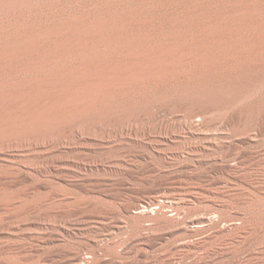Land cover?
Segmentation results:
<instances>
[{
  "label": "bare ground",
  "instance_id": "bare-ground-1",
  "mask_svg": "<svg viewBox=\"0 0 264 264\" xmlns=\"http://www.w3.org/2000/svg\"><path fill=\"white\" fill-rule=\"evenodd\" d=\"M154 110H160V112L164 111V113L171 112V114L172 112H178L179 122L183 125L184 128H197L200 130L206 129L208 127V122L206 119L207 115L208 117H210V119L211 116H209V114H215L216 116L223 118L228 112L231 111L234 117H228V119L225 118L223 121L228 133H235L241 130L245 133L247 142L255 141L258 136H264V0H0V156L1 154H3L4 156L13 157V155L10 154L14 151V149H16L17 153L19 152V159L21 154L23 158H33V153L31 152L37 149V152H40V149L41 151L42 149H47L50 150L49 152L51 153H58L60 151H63L62 149L65 147L63 145L67 144V141L69 142V144H71L72 140H81L82 138H84V136H91L96 130L102 129V131H104L103 128H112V130L119 129L120 127L124 128L125 125H128L130 123L134 124L145 119L147 120V118L151 116H154L153 119H155V117L157 116H155ZM156 114L158 115V112ZM162 116L160 117L161 119ZM214 118L215 117H213V119ZM165 127L166 129L168 128L167 126ZM181 129L182 128H180V130ZM191 131H194V129ZM175 134L177 133L175 132ZM127 137L128 136H126V139ZM178 137L180 136L178 135ZM89 138L90 137H88L87 140ZM113 140L114 139H112L111 141ZM126 141L124 142V144H127ZM80 143H82V141ZM229 143H231V141ZM150 147L152 146L150 145ZM154 149L156 148L154 147ZM115 150L117 151L118 149ZM198 151L200 150L198 149ZM110 153H112V151ZM141 153L140 155L133 158L137 159L135 161H128V157L127 160L126 158L121 157L123 153L120 156H108L111 163L114 164L116 168L123 171V168H128V166H131V163L138 162L140 158L143 159L144 155H141ZM81 155L82 153L79 156ZM150 155L152 154L150 153ZM219 155L221 157V154ZM64 156L66 155H62V157L65 159ZM62 157H59V155L54 158L49 157L50 162L51 159L53 161L49 164H46L50 165L52 163L54 164L56 162H61L64 160ZM89 158H92L93 160V156L90 157L89 155ZM13 159L14 161L15 159L18 160L17 158ZM70 159L72 160L73 158L71 157ZM234 160L236 159L234 158ZM20 161L21 159L18 162L20 163ZM83 161H87V159H84ZM27 162L29 163V161ZM87 162L89 163L90 161ZM234 162H232V164L228 163L229 165L225 166V172L226 174H228L230 179H232L236 174L240 164L238 161V163L236 162V164ZM79 163L80 162H78L77 165L76 163H73V165L71 166H75L76 168L83 167V169H86L85 164L81 166ZM53 164L51 167H53ZM92 164H95V161H92ZM242 167H244L243 163ZM242 167L239 168L243 169ZM31 168L34 167L32 166ZM58 169L59 170L57 171H60V168ZM129 169L130 168H128L127 171H129ZM243 171H245V169ZM80 172L82 171L80 170ZM62 173L64 172L62 171ZM212 173L213 172H211V174ZM74 175L77 177L76 173H74L73 178H75ZM9 176L11 175L7 174L0 177V199H3V202L4 200H8L10 203L12 202L11 199L9 200V198L3 196V193L6 194V192L4 191H6V188L9 186L10 182L14 180H10L14 177L11 178ZM243 177H245V175ZM221 179H217L218 181L215 182L213 181V179L212 181L210 179V181H208V186L221 185L226 182L228 183L225 178L224 179L226 181H223ZM233 179L235 180V178ZM253 179L255 180L256 178ZM23 180L25 181L26 179ZM70 180L71 179L69 178V181ZM75 180L74 182L77 181ZM14 182L16 181L14 180ZM246 182L247 181H245L244 183ZM259 182H261V180ZM21 183L23 184V182ZM13 185L11 183L8 188H10L11 186L13 187ZM196 187L197 186H194V188ZM205 187H207V185ZM196 190L194 192V195L196 194ZM198 190L200 192H206V190L202 187ZM98 191L101 192V190ZM191 191L193 190L191 189ZM210 191L211 190H209V192ZM104 192L106 193V190ZM105 193H103V195ZM174 194L177 195V193ZM190 194L191 192L188 193V195ZM257 195H259L258 197H260V194ZM168 198L170 199V197ZM181 199L182 196L179 200ZM183 199L184 200L181 201H183L182 203L184 204L192 201L186 198ZM197 199L196 201H198ZM234 199L236 200V198ZM158 200L153 201L150 205H145V203H142L143 205L138 204L139 206L128 204L131 202L123 204L124 206L120 204L121 209L118 211V213L120 212V214H116L119 215L118 217H120V219L116 218L117 220L113 225L118 232L124 231L125 229H130V231L135 229L137 232L140 231L138 230L140 227L142 228L144 221H152V225L150 227L148 226V229H144L145 232L143 229L142 233L139 234L138 232L139 235L137 234L136 238H133V240H131L130 242L128 241L129 244L136 242L140 246H150L160 240L163 241V237L165 236H163V232L165 234L166 232H169V234L171 235L178 234V236L180 234L182 235L181 237L187 238L184 236H194L198 233L202 234V231H213L217 228L220 218L216 217V214L214 215L215 218L209 217V215H206L205 217L201 214V217L185 219L179 217V215L181 214L179 212V210H181L179 209L180 205L177 206L176 203H173L172 201L169 202L170 200L167 202ZM252 200L253 205L246 210H248L250 214H253L252 218L250 217V220L257 221L259 220V218H261L262 215V217H264V203L262 201L263 199L261 198L252 197ZM12 206L14 207V204ZM5 208L8 209L9 204H6ZM181 208H184V206H181ZM212 208L214 207L212 206ZM10 209H8V211H10ZM257 209H262L261 212L257 211L260 214L255 213ZM215 210L217 209L215 208ZM96 211L98 212V210ZM67 212L72 213V211ZM83 212L84 213L81 214L84 216L85 211ZM97 212L95 213L97 214ZM99 214V216L96 215V218L100 217L101 215V217L104 216V218L107 216V214L110 215L108 212H101ZM85 215H88V213ZM112 216L113 215H111L110 217ZM247 219L249 220V218ZM80 221L82 220L80 219ZM103 221L105 220L103 219ZM244 221V225H240L242 227H238V224L234 229H231L229 227H223L220 229L218 235H223V232H226V234L221 236V238H227L229 240L228 243L226 242L224 244L229 246H235L233 244H240L237 241V238H239V234L245 233V230H254V228L250 229L252 227V222L247 220ZM234 222H236V220L233 221V223ZM68 223L70 224L71 222ZM107 223L105 225H107ZM76 224H78V221ZM87 224H89V222ZM96 224L98 223L96 222ZM261 224H263V222L260 223V225ZM225 226H227V224ZM95 227L93 228L95 229ZM49 228L48 230L50 232ZM57 228L59 229L60 227ZM82 228L85 229V226ZM87 228H90V226L88 227L87 225ZM79 229L82 230L80 227ZM255 229H258V231L260 230L261 232L262 230H264V226L261 225L260 228ZM116 230H114L115 232L112 234H115ZM59 231L61 232V230ZM73 231H71L69 228V230L63 231V235L61 234V236L57 239L51 235H49L48 237V231H46L47 233H45L47 235L44 233L46 237L43 236L44 234H42V236L40 235V237L35 240H38L44 245L53 244V242L56 241L59 242V239L65 242L68 240H62L63 236H68L70 240V237L76 234L73 233ZM83 231L84 230H82V232ZM111 232L112 231H109L108 233ZM254 232L255 231H252L253 234H255ZM100 233L95 237L92 235L94 237V245L92 244L94 247H91L92 245H89V249H91V251L89 250V255H85L86 253H83L84 255H80L77 254V252H72L73 254H70L69 252V254L65 256V250L64 254L62 255L67 258L64 257L65 261L62 259L64 261L63 264H103L102 261L104 259L102 260L101 257H97V253L95 254V250L97 249H95V247H100L102 245L100 244L101 242L107 243L106 241H103L105 237L103 235L104 233ZM207 233L205 234L207 235ZM122 234L125 233L122 232ZM214 234L216 233L214 232ZM199 235L200 234L197 235L198 238L200 237ZM206 235H202L203 238H205ZM216 235H214V237H216ZM249 235L250 234H248V237ZM256 235L258 234L256 233ZM81 236L83 237L84 235L81 234ZM81 236L79 235L76 238L78 239ZM208 236L209 234L206 238H208ZM262 237L264 238V235ZM252 238V236L249 237V239ZM82 239H84V237ZM190 239L191 238L188 237V240ZM202 239L201 241L192 240L187 242H184L182 240L184 243L180 242V245H174L176 246V253L174 254L175 256L169 254V256L172 255L174 257L172 258V256H170L171 258H169V256H166L168 259H161V264H207V256L205 257L204 255V258L198 257L190 260L187 259L194 257L192 256L194 251L202 248L205 242L209 241L206 240L204 242V240ZM117 240L118 239H116V241ZM211 240L212 239H210V241ZM128 242L125 244H128ZM218 242H220V240ZM213 243L214 242L211 241L212 248L214 247ZM107 244L102 246H108L109 244ZM114 244L117 245L116 243ZM215 245H217V243ZM29 246L32 249V244ZM29 246L27 248H29ZM122 246H124V243ZM216 247H214V250ZM42 248L43 247H40V249ZM34 249L36 250L37 248L34 247ZM209 249L212 250L213 253V249ZM209 249H207V251ZM233 249L232 251H234ZM236 249L237 246L235 248V251ZM55 250H53L52 253ZM57 251L60 252V249H57ZM57 251L54 255L55 257L59 255ZM136 253L135 255H137ZM206 254L207 253L205 252V255ZM48 255L45 258L49 256L53 257V255L51 254L49 256ZM248 256L250 255L248 254ZM55 257L54 259H56ZM52 259H49L50 262ZM58 259L60 258L58 257ZM104 263H106L105 260ZM151 263L152 262H150V264Z\"/></svg>",
  "mask_w": 264,
  "mask_h": 264
},
{
  "label": "rangeland",
  "instance_id": "rangeland-1",
  "mask_svg": "<svg viewBox=\"0 0 264 264\" xmlns=\"http://www.w3.org/2000/svg\"><path fill=\"white\" fill-rule=\"evenodd\" d=\"M157 112H158V115L156 114ZM161 112H163V113H161ZM161 112H160V110L159 111L154 110V114H155V116H157V117H155V119H153L154 116H151V117H148L149 119L147 118V120L146 119L142 120L143 122L139 121V122H136L134 124L130 123L128 125H125L124 128L120 127L121 129L119 128V129H113L112 130V128H103L104 131L106 130L105 132L102 131V129H100L101 131L96 130L93 133V135H91V136H89V135L87 137L84 136V138H82L81 140H79V139H76L75 141L72 140L71 144H69V142L67 141V144L63 145V146H65L62 149L63 151H60L58 153L55 152L56 155H55V153L49 152L50 150H47V149H44V150L42 149V151L40 149L39 150L40 152H37L38 151V149H37V150H35L36 152L35 151L31 152V153H33L32 154L33 158L28 157L29 158V159L27 158L28 160L26 158H23V156L21 154V156H20L21 161L19 163L18 161L20 160L19 159L20 154H19V152L17 153L16 149H14V151H16V152L13 151L10 154V155H13V157L12 156H4L3 154H1V156H0V166L1 167L0 168H2V169H0V172H1L0 177L2 175L10 174L11 176H9V177H11V178L14 177L10 180L14 179L16 182H14V180L11 181L10 184L12 183V185H13V183H14L13 187L11 186L10 188H8L10 186V184H9V186L6 188V191H4V192H6V194L3 193L4 197L6 196L7 198H9V200L11 199V201L14 203H12V202L9 203L8 200H6V201L4 200V202H3V199H0V264H63L65 261V258H67L65 256L68 255L69 252H70V254L77 252V254H80V255H82L83 253L84 254L86 253L85 255H89V253L91 251V249H89V248L94 243V237L97 236L100 232H101L100 234L104 233L103 235L105 237H104L103 241H106L109 244L108 245L105 242H101L100 244H102V245L107 244L108 246H104L105 247L104 248L102 245L100 246V244H99L100 247H95V249L97 248L95 250V254L97 253V257L98 256H99V258L101 257V259L102 260L104 259L106 262V263H104V260H103L102 261L103 264H115V263L116 264H121V263L122 264L123 263L124 264H140V263L141 264H150V262H152L151 264H161L162 260L168 259L167 257L169 256V254L174 255L176 253L175 247L178 246V244L180 242L184 243V242L192 241V240L193 241H201V239L203 238L202 235H206L205 233H207V232H208L207 235L209 234L208 238H206L207 237V235H206L205 236L206 239L203 238L202 240H204V242H205L206 240L210 241V239H212L211 240L212 242L217 243V245H215L216 243L215 244L213 243V246L214 247L217 246L216 248L218 250L215 248V250H216L215 251L214 247L213 248L211 247L212 246L211 241L210 242L208 241V242H205L204 245L207 247L210 244L209 247L206 248L203 245L204 246V247L202 246L203 249L199 248L197 251H194V253L192 254V256H194V257L191 256L192 258H187V259L190 260V259L198 258V257L204 258L203 257V255H204L205 257L206 256L208 257V258L206 257V259H207L206 262H208L207 264H218L219 262H220L219 264H221V263L222 264H264V260H263L264 259V252H263L264 251V238L262 237L264 235V230H262L261 231L262 233H261L260 230L258 231V229H255V228H260L261 225L264 226L263 225L264 224V221H263L264 217H262L263 216L262 215L261 218H263V219L259 218V220H257V221H254V220L252 221V220H250V217L252 218L253 214L252 213L250 214V212L248 210H246L247 208L249 209L253 205L252 197L261 198V199H263L262 201L264 203V198H263V195H264V191H263L264 190V184H263L264 183V179H263V177H264V136H258L257 139H255V141L247 142L246 137H245L246 135L241 130L235 132L236 134L230 133V132L228 133V131L225 128L223 121L225 118L228 119V117L229 118L234 117L231 111L228 112L223 118L218 117L215 114H213V115L209 114V116H211V119H210V117H208V115H207L206 119L208 122V127L206 129H202L203 131L200 129H197V128H191V129L184 128L183 125L179 122V113L178 112H174V113L172 112V114H171V112H169V113L168 112L164 113V111H161ZM228 114H229V116H228ZM162 115H164V116H162ZM161 116H162V119L160 118ZM213 117H215V118L213 119ZM149 121H151V122H149ZM219 121L221 122V124ZM160 122L162 123V125ZM172 125H173V128H172ZM165 126H167L168 128L166 129ZM163 128H164V130H163ZM180 128H182V129L180 130ZM193 129H194V131H191ZM117 130H119V131H117ZM129 130H130V132H129ZM197 131H198V133H197ZM225 131H227V132H225ZM175 132L177 134H175ZM142 133H143V135H142ZM125 135L128 136L127 139H126ZM178 135L180 137H178ZM229 136H230V138H229ZM88 137L91 138V139L90 138L88 139L90 141L87 140ZM112 139H114L113 140L114 142L111 141ZM130 139H132V140H130ZM186 139H187V141H186ZM135 140H136V142H135ZM163 140H164V142H163ZM219 140H221V141H219ZM225 140H227V141H225ZM81 141H82V143H80ZM83 141H85V142H83ZM115 141H116V143H115ZM122 141H123V143H122ZM125 141L127 142V144L126 143L124 144ZM144 141H146L147 143ZM230 141H231V143H229ZM152 142H154V143H152ZM157 142H159L160 144ZM179 142H181V143H179ZM242 142H244V143H242ZM155 143H157V144H155ZM218 143H219V145H218ZM76 145H79L80 147L76 146ZM93 145H94V147H93ZM107 145H108V148H107ZM150 145L152 147H150ZM96 146H97V148H96ZM110 146H111V148H110ZM184 146H186V147H184ZM114 147H116V148H114ZM154 147L156 149H154ZM160 147H162V148H160ZM69 148H70V151H69ZM171 148H172V150H171ZM107 149L109 152L107 151ZM115 149H118L117 150L118 152ZM198 149L200 151H198ZM110 150L112 151V153H110L111 152ZM149 150H151V151H149ZM163 150H164V153H166V154L163 153ZM235 150H237V151H235ZM100 152H103V153H100ZM106 152H108L110 154H108ZM114 152H115L116 156L117 155L120 156L123 153V155L121 157L126 158V160L128 157V161L137 160L136 158L135 159H133V158L135 156L140 155V153L142 152L143 154L141 153V155H144L143 157L145 159L143 157H142L143 159L140 158L143 162L139 159L140 162H139V160H138V162H136L138 165L135 162L131 163V166H128V168H130L129 171H127L128 170L127 167H126L127 169L123 168V171H122L121 169L116 168L114 166V164H112L111 161L109 160V156L110 157L115 156ZM12 153H14V154H12ZM36 153L38 154V156ZM41 153H42V155H41ZM81 153H82L81 156H83V153H84L83 157L79 156ZM150 153L152 155H150ZM15 154L16 155L18 154V155L16 156ZM51 154H53V155H51ZM57 154L59 155V157H62V155H66L64 157H65V159L67 157V159L65 160L62 157L64 160L61 162H56L54 164L52 163L53 167H51L52 164L47 165L53 161L51 159V162H50V158L57 157L58 156ZM146 154H148V155H146ZM219 154H221V157ZM244 154H246V155H244ZM2 155H3V157H2ZM89 155H90V157L93 156V160H92V158H89ZM167 155H169V156H167ZM85 156L86 157L88 156V157L86 158ZM129 156L131 157V159ZM157 156H159V157H157ZM7 157H9V158H7ZM71 157L73 158L72 160L70 159ZM75 157H76V160H75ZM13 158L18 159V160L15 159V161L18 163V165L14 161ZM234 158L236 160L238 159L237 161L240 163L239 167H242V163L244 166V167H242L243 169L238 167V171L233 176V178H235V180L233 178L230 179L228 174H226V172H225V166L229 165L230 163L232 164V162H234V161H235L234 163L236 164L237 161L234 160ZM241 158H243V159H241ZM246 158H248V159H246ZM78 159H80V160H78ZM84 159H87V161H90V162L88 163L87 161H83ZM91 160L95 161L96 165L92 164ZM27 161H29V163ZM72 162L76 163V165L78 162H80L79 164L81 166H83L85 164L86 169H83V167H79V168L77 167L78 168L77 169L75 166H71V165H73ZM217 162H219V163H217ZM15 163L17 166L15 165ZM63 164H65V165H63ZM254 165L257 166L258 169ZM32 166L34 168H31ZM69 166L72 168H70ZM53 168L56 170H54ZM58 168H60V171H57V170H59ZM115 168L117 169V171ZM28 169H30V170H28ZM244 169H245V171H243ZM6 170L12 171V172H7ZM73 170H75V171H73ZM80 170L82 172H80ZM124 170L126 171V173ZM221 170H223L224 172ZM62 171L64 173H62ZM219 171H221V172H219ZM211 172H213V173L211 174ZM3 173H7V174H3ZM11 173L12 174L14 173V174L12 175ZM74 173H76V175H77V177L74 175L75 178H73ZM50 174L53 176H51ZM222 174H224V175H222ZM14 175L15 176L18 175V176H16V179H15ZM20 175H21V177H20ZM62 175L65 177H63ZM242 175L243 176L245 175V177H243ZM246 175H248V176H246ZM220 176L222 177V179ZM230 176H232V175H230ZM55 177H57V178H55ZM69 178L71 179L70 181H69ZM190 178H191V180H190ZM219 178L223 181L227 180L228 183L226 182V183H223L221 185H214V186L209 185L210 187L208 186V184H209L208 181H210V179H211V181L213 179V181L215 182V181L220 180ZM253 178H256L255 179L256 181ZM23 179H26V180L24 181ZM236 179L239 181H237ZM74 180L76 182H74ZM260 180H261V182H259ZM245 181H247V182L244 183ZM21 182H23V184ZM204 185L205 186L207 185V187H205ZM258 185H260V186H258ZM194 186H197V187L194 188ZM201 187L203 189H205L206 192L201 191L202 192L201 193L198 190ZM191 189L193 191H191ZM98 190H101V192ZM105 190H106V193L104 192ZM195 190H196V194L194 195ZM209 190H211V191L209 192ZM251 190H253V191H251ZM243 191L246 193H244ZM262 191H263V193H262ZM187 192L188 193L191 192V194L188 195ZM216 192H217V196H216ZM103 193H105V194L103 195ZM174 193H177V195ZM212 193H214L215 195ZM218 194H220V195H218ZM257 194H260V197H258L259 195H257ZM196 195H197V197H196ZM3 196H1V197H3ZM114 196H115V198H114ZM172 196L174 197V199ZM181 196H182L181 200H184L183 198H186V199H188V200L190 199L194 202L190 201L191 203L188 202L187 204L186 203L184 204V203H182L183 201L179 200L181 198ZM168 197H170V199ZM204 197H206V198H204ZM171 198H172V200H171ZM197 198H199V199H197ZM234 198H236V200ZM164 199H167V200H164ZM196 199L199 202L196 201ZM203 199H205V200H203ZM155 200L156 201L157 200L158 201H164V202H167V201L171 202L172 201L173 203H176L177 206L180 205L179 209H181V210H179V212L181 214L179 213L180 214L179 217H181V218L193 219V218L201 217V214L205 217H206V215L207 216L209 215V217H214V218H215V216L219 217L220 219H219L217 228L214 229L213 231L212 230L202 231V234L198 233V234H200L199 235L200 237L202 236L201 238L200 237L198 238V236H197L198 234L194 235V236L191 235L192 237L187 235V236H184L187 238H183V237H181L182 235H180V234H179V236H178V234L171 235V234H169V232L165 231L166 234L163 232V236L165 235L163 237V241L160 240V241H158V242H156L150 246H140L136 242H134L135 244L132 242H131L132 244H129V242L131 240H133V238L137 237L136 235L138 234V232L140 234V233H142V231L144 229L145 230L148 229L147 227L148 226L150 227L152 225L151 224L152 221L146 220V221H144V224L142 222L144 227L142 225V228L141 227L139 229L137 228L141 232L140 231L136 232L135 229H133L131 231H130V229L129 230L125 229L124 231L118 232L113 225L115 224V222L117 220L116 218L120 219V217H118L119 215H116V214H120V212L118 213V211L121 209V205L124 206L123 204H127L128 202H131L128 204H134L135 206L138 204L143 205L144 203H145V205H147V204L150 205ZM16 201H18L19 203ZM175 201H177V202H175ZM178 203H180V204H178ZM6 204H9L8 209L11 208L10 211H8V209L5 208ZM13 204H14V207L12 206ZM181 206H184L185 210H184V208H181ZM186 206H187V208H186ZM212 206L214 208H212ZM219 206H220V208H219ZM3 208H4V210H3ZM215 208L217 210H215ZM96 210H98V212ZM67 211H72V213L67 212ZM83 211H85V214L88 213V215L84 214V216H83L82 215L84 213ZM99 211H101L103 213L108 212L110 215L107 214V216L105 218H104V216L101 217L102 215L100 217L96 218V215L99 216L100 215L99 213H101ZM257 211L261 212L262 209L261 210L257 209L255 212L256 214H260ZM66 212L68 213V215ZM95 212H97V214ZM61 213H63V214H61ZM90 213H92V214H90ZM62 215H64V216H62ZM111 215H113L114 218H113V216L110 217ZM94 216H95V219H94ZM55 217H56V219H55ZM247 218H249V220ZM80 219L82 221H80ZM98 219L100 220V222ZM103 219L109 223L103 221ZM225 220H226V222H225ZM235 220L237 223L236 222L233 223V221H235ZM244 220L252 222L251 223L252 227L250 229L254 228V230H249V231L245 230L246 231V232L244 231L245 233L239 234V238H237V241L240 244H233L235 246H229V245L224 244L226 242L228 243L229 240L226 237H225L226 239L221 238V236L226 234V232H223V235L222 234L220 236L218 235L220 229L223 227H229L231 229H234L235 226L237 227L238 224H239L238 227H242L245 223ZM67 221L71 222V223L69 224ZM77 221H78V224H76ZM83 221L86 225L83 223ZM88 222H89V224H87ZM96 222L98 224H96ZM110 222H111V224H110ZM257 222L259 223V225ZM262 222H263V224L260 225V223H262ZM39 223H42L43 225L39 224ZM80 223H81V225H80ZM106 223H107V225H105ZM223 223H225V224H223ZM229 223H231V224H229ZM64 224H65V226H64ZM226 224H227V226H225ZM44 225H45L46 231H48V233L45 231ZM87 225H88V227L90 226V228H87ZM240 225H242V226H240ZM12 226H14V227H12ZM38 226H39V228H38ZM84 226H85V229L82 228ZM92 226L93 227L97 226V227H95V229H94ZM57 227H60V228L58 229ZM64 227H66V228H64ZM68 227L70 228L71 231L74 230L73 233L77 234V235L74 234L75 236L72 235L70 237V240H69L68 236H63L64 239L62 238V240H64V241L68 240V241L63 242V241H61V239H59V242L56 241V242H53V244H48L49 245V247H48V245H44V244L40 243L38 240H35L38 237H40V235L42 236V234H44L45 232L48 234L47 235L45 233L48 237H49V235H51L57 239L61 236V234L63 235V233H64L63 231L69 230ZM79 227L84 231L82 232V230H80ZM48 228L50 229V232H49ZM98 228H100V229H98ZM43 230H44V232H43ZM59 230H61V232ZM108 230L112 231V232L108 233L109 232ZM114 230H116V233H115L116 235L112 234L115 232ZM145 230H144V232H145ZM95 231L97 233L98 232L99 233L97 234ZM252 231H255L254 232L255 234H253ZM35 232H36V234H35ZM40 232H41V234H40ZM88 232H90V233H88ZM122 232L125 234H122ZM203 232H205V233H203ZM214 232L217 235L214 234ZM84 233L86 234V236ZM120 233H121V235H120ZM256 233L258 235H256ZM45 234L43 236L46 237ZM81 234L84 235L83 236L84 239H82L83 237L81 236ZM248 234H250L253 238L249 239V237H251V236L249 235V237H248ZM79 235L81 237H79L80 239L79 238L77 239L76 237H78ZM214 235H216V237L218 239L216 237H214ZM188 237H190L191 239L188 240ZM106 238H108V239H106ZM164 238H165V240H164ZM29 239H30V241H29ZM116 239H118V240L116 241ZM219 240H220V242H218ZM108 241H110V242H108ZM240 241H242V242H240ZM127 242H128V244H125ZM253 242H255V243H253ZM58 243H59V245H58ZM114 243H116L117 245H115ZM123 243H124V246H122ZM241 243H242V245H241ZM31 244H32V249L29 246ZM93 245L91 247H94ZM174 245H176V246H174ZM28 246H29V248H27ZM236 246H237V249L235 251ZM34 247L37 249L35 250ZM40 247H43V248L40 249ZM135 247H137V248H135ZM233 247H234V249H233ZM140 248H142V249H140ZM205 248H206V250H205ZM209 248L213 249V253H212V250H210ZM231 248L234 251H232ZM29 249H30V251H29ZM57 249L58 250L60 249V252L57 251ZM120 249H121V251H120ZM207 249H209V250L207 251ZM53 250H55L53 252L54 254L52 253ZM56 251L58 252L59 255H57V256L60 259H58L57 256L56 257L54 256L56 254ZM64 251H65V256L62 255V254H64ZM196 252H197V254H196ZM205 252L208 255L207 254L205 255ZM135 253L137 255H135ZM215 253H218V254H215ZM48 254L53 255V257L49 256ZM209 254L212 257V259L209 256ZM233 254H236V255H233ZM248 254L250 256H248ZM47 255L49 257L45 258ZM172 255H170V256H172ZM195 255H196V257H195ZM216 255H218V256H216ZM170 256H169V258H171ZM174 256H172V258ZM219 256H220V258H219ZM54 257L56 259H54ZM50 258L51 259L53 258L54 261L52 259L50 262V260H49ZM209 258H210V260H209ZM255 258H256V260H255ZM218 259H219V261H218ZM185 261H187V260H185ZM58 262H60V263H58Z\"/></svg>",
  "mask_w": 264,
  "mask_h": 264
}]
</instances>
